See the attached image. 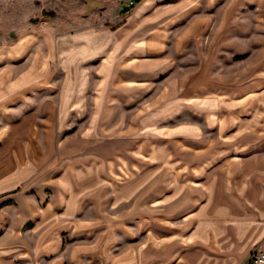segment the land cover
<instances>
[{
  "label": "crops",
  "instance_id": "crops-1",
  "mask_svg": "<svg viewBox=\"0 0 264 264\" xmlns=\"http://www.w3.org/2000/svg\"><path fill=\"white\" fill-rule=\"evenodd\" d=\"M244 1L164 4L145 14L157 16L151 38L136 45L132 28L38 34L3 13L0 264H254L264 248V42L234 62L235 37L249 38L247 16L234 29ZM170 65L161 111L152 101L136 115L141 127L107 136L109 76L145 84Z\"/></svg>",
  "mask_w": 264,
  "mask_h": 264
},
{
  "label": "rangeland",
  "instance_id": "rangeland-1",
  "mask_svg": "<svg viewBox=\"0 0 264 264\" xmlns=\"http://www.w3.org/2000/svg\"><path fill=\"white\" fill-rule=\"evenodd\" d=\"M177 1L179 0H0V20L5 12L6 14H10V17L16 20V24L19 23L22 27L27 24L28 28H26V31H32L38 34H43L48 29H54L55 31L75 30L86 25H90L91 28L99 27L113 32L125 30L123 31V34H126L132 28L134 31V37L130 43L131 45H136L139 41V43L142 44L151 38L149 35V29L151 28V22H153L157 16L153 18L154 20L152 21L150 20L148 22L146 20L150 18L151 15H156V13L159 14L161 7H163L162 5L175 3ZM238 1L240 2L241 0ZM248 1L250 2V5H247L245 0L244 3H240V5H237L234 8L235 15H238L236 16L237 22L234 23V29L242 31L240 14L247 16L248 18H245V20H247L244 26L248 25V27L244 29H246L249 37H240V35L235 37V41H238V43L235 42L234 44V62L242 61V51L252 55L254 51H257V49L261 47L258 48L257 46L264 42V16L259 18L261 20L260 23L255 20V14L259 13V0ZM151 2L152 6L146 10V6ZM200 3L201 2H198V5H200ZM156 9L157 12L155 13ZM210 12H213V9H211ZM146 13L149 14L148 18H145ZM11 25H14V23L10 24V26ZM259 26L261 28H259ZM258 29H263L259 34V39L254 38L256 34L258 35ZM159 40L163 41L161 37ZM242 40H244L245 43L246 41L249 42L248 44L243 45V48ZM170 44H172V41L164 43V45ZM237 51L241 52L236 53ZM165 54H167V52H162V54L158 55L153 54L152 56H166ZM116 57L120 58V56ZM117 58L115 60H118ZM122 58H124V56H122ZM171 58L172 61H176V59H179L180 57H177V54L173 53L170 55V59ZM136 60H139V62H145V59L139 58ZM122 61L124 60L122 59ZM146 61H149V59ZM111 65L113 73L115 71H120L118 66L116 67L113 63ZM168 68H171V70L163 74V76L145 84L134 80L127 82L129 84L124 82L121 83V81L118 83V79L122 77H119L118 79L115 78L113 81L112 76H109L110 80H112L111 83H107L105 87H101L103 90L102 99L105 98V102L102 101V105L105 104L107 116L105 118H100V122L103 124L105 123L107 127V136H114L113 133L109 134V132H112V129L116 125H121L126 128L129 126L141 127L145 119L138 116L136 117V115L142 113L140 110H144L146 106L152 103V101H154V104H157V107L154 108L155 114L161 111L160 99L163 89L161 90V85L158 82L164 80V78H169L168 74L173 72L174 69H176V66L170 65ZM179 68L182 69V67ZM152 94L153 96L151 97ZM157 99H159L160 102H155ZM170 100L171 99H169L167 104L170 106V110H173L175 106H173V101L171 102ZM139 103H141V107L138 105ZM173 112H175V110ZM96 121H98V118ZM140 122L141 125L139 124ZM115 135L130 137V134L125 132ZM258 249L264 251L262 246H257L254 249V252ZM254 252L252 256L254 255ZM217 264L226 263L218 262Z\"/></svg>",
  "mask_w": 264,
  "mask_h": 264
},
{
  "label": "built area",
  "instance_id": "built-area-1",
  "mask_svg": "<svg viewBox=\"0 0 264 264\" xmlns=\"http://www.w3.org/2000/svg\"><path fill=\"white\" fill-rule=\"evenodd\" d=\"M252 262L259 263L264 262V251L261 249H258L254 252V255L252 256Z\"/></svg>",
  "mask_w": 264,
  "mask_h": 264
}]
</instances>
